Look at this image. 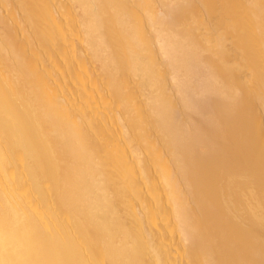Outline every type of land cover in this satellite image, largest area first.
<instances>
[{
  "label": "bare ground",
  "instance_id": "obj_1",
  "mask_svg": "<svg viewBox=\"0 0 264 264\" xmlns=\"http://www.w3.org/2000/svg\"><path fill=\"white\" fill-rule=\"evenodd\" d=\"M0 264H264V0H0Z\"/></svg>",
  "mask_w": 264,
  "mask_h": 264
},
{
  "label": "rangeland",
  "instance_id": "obj_2",
  "mask_svg": "<svg viewBox=\"0 0 264 264\" xmlns=\"http://www.w3.org/2000/svg\"><path fill=\"white\" fill-rule=\"evenodd\" d=\"M203 35L201 34V36L200 37H202ZM227 46H229V45H227ZM197 101L198 102H200V103H202V104H207V102H206V97H207V95H205V94H198L197 96ZM218 152H220V153H223V152H225V148L224 147H222V148H220L219 150H218Z\"/></svg>",
  "mask_w": 264,
  "mask_h": 264
}]
</instances>
